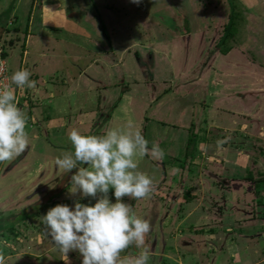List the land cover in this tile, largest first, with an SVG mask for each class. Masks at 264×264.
Segmentation results:
<instances>
[{
	"label": "rangeland",
	"instance_id": "rangeland-1",
	"mask_svg": "<svg viewBox=\"0 0 264 264\" xmlns=\"http://www.w3.org/2000/svg\"><path fill=\"white\" fill-rule=\"evenodd\" d=\"M47 1L0 0L10 77L28 69L36 82L15 90L29 147L0 163L5 264H81L55 250L42 216L95 200L73 194L75 169L54 160L71 129L102 135L129 120L164 152L136 157L150 197L125 198L151 224L148 264H264V0H63V32L45 29Z\"/></svg>",
	"mask_w": 264,
	"mask_h": 264
},
{
	"label": "clouds",
	"instance_id": "clouds-1",
	"mask_svg": "<svg viewBox=\"0 0 264 264\" xmlns=\"http://www.w3.org/2000/svg\"><path fill=\"white\" fill-rule=\"evenodd\" d=\"M130 2L139 4L141 0ZM31 75L28 69L16 70L10 77L15 88H0V163L12 161L29 147L27 117L17 106L15 89L35 87ZM134 128L129 120L123 128H110L102 135L83 134L76 128L68 132L71 151L57 155L54 164L64 173L75 169L71 192L95 203L58 204L42 216L46 235L63 257L68 259V254L76 251L81 264H148L145 238L151 224L138 216L125 198L150 197L154 179L138 170L136 157L163 159L164 152L156 144L149 148L142 132ZM130 247L143 250L134 257H122ZM0 264H5L2 255Z\"/></svg>",
	"mask_w": 264,
	"mask_h": 264
},
{
	"label": "crops",
	"instance_id": "crops-1",
	"mask_svg": "<svg viewBox=\"0 0 264 264\" xmlns=\"http://www.w3.org/2000/svg\"><path fill=\"white\" fill-rule=\"evenodd\" d=\"M62 1L63 0H48L47 1L46 6L49 7V9L46 10V13H45L44 18H43V21H44L43 23L45 24V29L48 26L50 28H53V29L54 28L61 29L62 32L64 30L68 31L69 28L72 29V26H69L70 25L69 14L64 9V7H62V4H63ZM53 29H50V30H53ZM40 65H41L40 62L36 63L35 68L38 69L40 67ZM92 65H90V66H92ZM36 69H34V70H36ZM65 98H66V96H65ZM62 100H64L63 97H61L58 100H54L55 102L57 101L56 104H54V107H55L57 112L59 110L65 111V109L63 107V103H65V102H63ZM64 106L66 107L65 104H64Z\"/></svg>",
	"mask_w": 264,
	"mask_h": 264
},
{
	"label": "built area",
	"instance_id": "built-area-1",
	"mask_svg": "<svg viewBox=\"0 0 264 264\" xmlns=\"http://www.w3.org/2000/svg\"><path fill=\"white\" fill-rule=\"evenodd\" d=\"M11 86L10 69L7 60L1 56L0 52V88Z\"/></svg>",
	"mask_w": 264,
	"mask_h": 264
},
{
	"label": "trees",
	"instance_id": "trees-1",
	"mask_svg": "<svg viewBox=\"0 0 264 264\" xmlns=\"http://www.w3.org/2000/svg\"><path fill=\"white\" fill-rule=\"evenodd\" d=\"M233 25H234V22L232 19H230V22L226 25L225 27V34L223 37H221L220 39V45L222 43H224L225 39H227L228 37H231L233 34H234V31H233ZM4 30V28H3ZM2 30V31H3ZM28 31V28H26V32ZM25 44V42H24ZM220 47V46H219ZM12 85V83H11ZM13 88H15V85H12ZM16 90V89H15ZM120 99L116 102L115 106H117V103H119ZM13 224L12 225H9L8 228H12ZM4 229H7V228H3V227H0V231L4 230Z\"/></svg>",
	"mask_w": 264,
	"mask_h": 264
}]
</instances>
